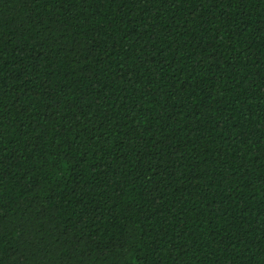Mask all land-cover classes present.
I'll return each mask as SVG.
<instances>
[{
	"label": "trees",
	"instance_id": "1",
	"mask_svg": "<svg viewBox=\"0 0 264 264\" xmlns=\"http://www.w3.org/2000/svg\"><path fill=\"white\" fill-rule=\"evenodd\" d=\"M0 264H264V0H0Z\"/></svg>",
	"mask_w": 264,
	"mask_h": 264
}]
</instances>
